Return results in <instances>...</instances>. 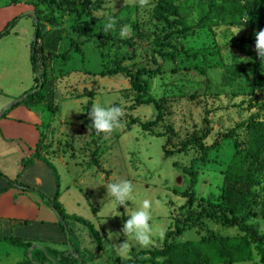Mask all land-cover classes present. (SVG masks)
Wrapping results in <instances>:
<instances>
[{"label": "rangeland", "instance_id": "obj_1", "mask_svg": "<svg viewBox=\"0 0 264 264\" xmlns=\"http://www.w3.org/2000/svg\"><path fill=\"white\" fill-rule=\"evenodd\" d=\"M47 1L0 0V31L13 17L25 13L11 31L0 36V114L22 94L33 91L31 88L37 82L31 64L34 13L49 26L48 18L54 19L62 29L61 53L71 41L89 37L84 31L73 29L77 13L71 11L69 4L59 0L51 2L52 7L48 4L51 0ZM209 1L195 0L187 8L190 25L208 11ZM156 2L150 0V6L141 9L136 0H95L92 13L98 25L93 36L83 46V53L73 50L67 59H55V105L39 109L41 130L46 134L40 154L54 164L59 175L62 187L58 201L72 226V242L86 259L82 264H138L128 262L132 252L147 248L129 241V250L121 253L117 244L126 237L121 235L119 240H113L108 232H118L143 199L153 201L151 223L165 233L162 240L155 237L148 248L162 246L172 229L178 232L169 240L178 241L197 240L210 234H243L245 231L235 218L250 209L255 215L248 222L264 231L263 176L255 187L254 202H245L235 214L222 210L221 205L224 176L236 151L235 141L246 140L247 130L242 122L251 115L264 119V66L256 52L251 58L241 57L232 46L241 37L255 40L256 30L241 23H212L192 34L176 33L173 40H168L179 50L177 59L162 62L161 73L146 77L150 89L145 96L159 101L162 115L159 124L150 130L143 129L141 123L156 118V106L138 102L136 91L122 73H102L115 67L116 60L123 64L143 60L159 34L176 29L156 18ZM109 17L116 20V25L105 33L103 25ZM82 19L90 20L86 15ZM135 21L142 36L134 30ZM125 26L128 35L121 38L120 30ZM107 35L112 38H106L102 45L100 36ZM50 88L46 87L49 98L53 97ZM88 102L123 108L120 127L107 138L105 134L98 138L91 129L90 110L85 107ZM129 122L133 123L131 127ZM190 139L205 145L206 158L202 157L203 148L189 143ZM193 161L199 171L196 198L187 204L182 193L191 174L185 168ZM120 179H128L135 186L136 201L129 202L125 209L112 206L105 187ZM25 255L24 248L8 241L0 243V264ZM233 264L263 262L255 252L252 260Z\"/></svg>", "mask_w": 264, "mask_h": 264}, {"label": "trees", "instance_id": "obj_2", "mask_svg": "<svg viewBox=\"0 0 264 264\" xmlns=\"http://www.w3.org/2000/svg\"><path fill=\"white\" fill-rule=\"evenodd\" d=\"M49 1V0H48ZM47 1V2H48ZM69 4L71 11L77 13V22L73 23L72 27L75 31L81 33L84 31L89 37L81 41H71L67 48L61 53L59 52L60 43L63 38L62 29L55 24V20L48 18L47 24L43 22L37 14L39 20L34 23L33 40L31 44V64L32 69L37 75V82L31 88L35 90L39 86V81L42 87L35 92L29 93L23 100H20L14 105L5 109L3 115L7 113L13 106L24 104L29 107H48L52 108L55 104V76L53 64L57 57L67 59V54L75 50L83 53V46L93 36V30L97 27V18L93 15L92 9L96 7L95 0H61ZM78 1V3H76ZM195 0H157L155 5L154 15L160 21L169 25L176 26L175 30H170L166 34H159L155 39V45L152 47L148 56L140 61H132L123 64L120 61H115V67L110 70L104 69L103 74L122 73L129 79L131 89L137 93V101L140 103L154 104L158 109V114L155 119L141 123L145 130H150L152 127L159 124L162 119L161 105L158 100L153 97L145 96V93L150 89L147 76L154 77L162 71V62L167 60H176L179 55V50L171 41L176 33L184 35L186 32L192 34L198 28L208 26L212 23L225 24H243L244 26L256 30L257 32L264 29V0H210L208 3L209 9L206 13L201 14L198 21L190 25L186 17V10ZM58 3L59 0L49 1ZM79 4V6H77ZM25 13L13 17L7 25L0 31V36L5 35L13 29L16 23ZM27 15V14H26ZM86 15L90 18L89 21L82 19ZM53 23V24H52ZM133 27L138 36H142V29L137 21L133 22ZM111 39L110 35L101 37V44H106L107 39ZM255 40L241 37L238 38L232 46L235 52L241 57L251 58L254 51ZM161 59V60H160ZM241 72L247 74L244 68ZM50 86L53 97L49 98L46 92V87ZM25 92L20 97L25 95ZM19 98V97H18ZM91 102L85 106L87 110L91 109ZM132 122L128 123V127L132 126ZM246 127L247 136L245 141L236 139V151L230 164L227 167L224 176L221 205L222 210L232 213L238 212L241 205L245 202L255 201V187L260 184L261 177H264V119L258 118L256 115H251L248 119L242 122ZM45 133L42 134L38 146L34 153L22 159L20 172L26 170L36 159H41L52 167L56 174L57 191L54 198H50L39 189L29 186L19 180L18 177L10 178L0 169V176L6 178L11 183L16 184L19 188L27 191L38 192L43 200L48 203L61 217V227L67 236L64 244L68 245V238L72 242V226L67 219V215L61 207L58 198L60 196V178L56 172L54 164L40 154V146L42 145ZM101 137V134L98 138ZM189 143H195L203 148V158L208 156L205 145L199 140L190 139ZM170 154V150H166V155ZM101 166V165H100ZM186 173L191 174V180L188 187L183 191L182 195L187 197V204L195 201V185L199 176V171L195 168L194 161L190 167L185 168ZM264 190V186H263ZM255 215V211L247 210L245 215L236 217V224L239 225L245 233L238 235H215L210 234L203 236L197 240L178 241L175 238L169 240L171 235H175L178 229H172L165 237V242L162 246L151 247L139 251H133L132 257L128 261L138 264H233L236 262H247L253 259L255 252L260 256L264 264V231L254 227L248 221ZM180 227L179 222L176 223ZM93 233L96 230L91 227ZM0 241H9L13 244L24 247L27 250L26 258L17 264H82L85 258L82 257L79 250L72 245L77 253L73 254L69 247L64 250H59L54 246H46L47 252L41 248H36L29 253V248L33 245L27 238L19 236H0ZM100 249L102 240L99 238ZM80 258L82 259L79 263ZM159 258H162L159 260ZM54 263V264H55Z\"/></svg>", "mask_w": 264, "mask_h": 264}, {"label": "crops", "instance_id": "obj_3", "mask_svg": "<svg viewBox=\"0 0 264 264\" xmlns=\"http://www.w3.org/2000/svg\"><path fill=\"white\" fill-rule=\"evenodd\" d=\"M9 106H5L0 114V169L10 178L18 177L23 183L54 198L57 191L56 174L47 162L36 159L20 172L22 159L34 153L43 134L40 108L19 104L3 115ZM61 187L60 182V193ZM60 221L56 211L38 192L23 190L0 176V236H19L27 238L33 245H51L64 250L61 246L66 245L64 241L67 236ZM25 258L26 255L4 264H17Z\"/></svg>", "mask_w": 264, "mask_h": 264}, {"label": "clouds", "instance_id": "obj_4", "mask_svg": "<svg viewBox=\"0 0 264 264\" xmlns=\"http://www.w3.org/2000/svg\"><path fill=\"white\" fill-rule=\"evenodd\" d=\"M136 2L141 9L150 6V0H136ZM115 25L116 20L113 17H109L103 25V32L107 33L114 30ZM127 35V26H125L120 30V37L126 38ZM254 35V51L260 59L262 66H264V29L259 30ZM123 114L124 110L120 106L113 105L105 107L94 103L90 111H88V116L91 120V129L97 135L105 134V138H107L108 135L120 127ZM105 187L107 196L111 197L110 203L116 209L120 206H123L125 209L129 202L135 203L136 201L135 186L128 179H120L117 182L108 183ZM153 208V201L143 199L129 213L118 232H108V236L113 240H119L121 235L126 237L121 243L117 244L121 253H126L129 250V241L135 242L141 248H148L154 243L155 237H159L161 240L164 238V230L151 223L153 219ZM116 216H119V214Z\"/></svg>", "mask_w": 264, "mask_h": 264}, {"label": "water", "instance_id": "obj_5", "mask_svg": "<svg viewBox=\"0 0 264 264\" xmlns=\"http://www.w3.org/2000/svg\"><path fill=\"white\" fill-rule=\"evenodd\" d=\"M34 16H35V19H36V21H37V16L35 15V13H34ZM41 87H42V83H41V81H40L38 88L35 89V90H33V91H31V92H35L36 90L41 89ZM29 93H30V92L26 93V94L23 95L22 97L17 98L15 101H13V102L10 104V106L16 104V103L19 102L20 100H23L26 96L29 95ZM59 217H60V216H59ZM60 219H61V217H60ZM66 231H67V236L69 237V232H68V230H67V227H66ZM68 247H69V249L71 250V252H72L73 254L77 255V253H76V251H75V249H74V247H73V245H72V242H71V240H70L69 238H68ZM33 248H41V249H43L45 252H47L46 247H44V246H42V245H39V244H34L33 246H31V247L29 248V252H31ZM81 261H82V259L80 258L79 263H81ZM54 263H55V262H54ZM55 264H56V263H55Z\"/></svg>", "mask_w": 264, "mask_h": 264}]
</instances>
